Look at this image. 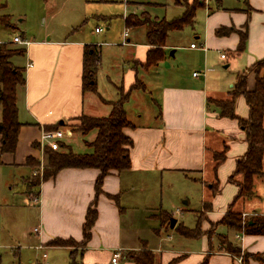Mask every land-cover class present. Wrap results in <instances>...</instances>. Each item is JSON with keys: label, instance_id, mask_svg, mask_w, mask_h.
Masks as SVG:
<instances>
[{"label": "crops", "instance_id": "crops-1", "mask_svg": "<svg viewBox=\"0 0 264 264\" xmlns=\"http://www.w3.org/2000/svg\"><path fill=\"white\" fill-rule=\"evenodd\" d=\"M246 2L249 3L243 10L220 5L210 9L207 5L203 9L202 31L194 30L197 22L190 27L194 42L188 46H179L178 42L174 41L176 33L179 32L170 33L164 47L165 58L156 66L142 67L150 49L145 41V28L123 39L122 44L120 42V50L112 53L111 56L115 60L120 59L123 63L120 65L116 62L115 68L111 70V77L115 81H112L111 77L107 78L112 91L110 94L115 98L113 101L119 97L118 87H122L126 92L136 82L142 85V89L130 93L124 104L126 118L133 126L123 130L124 135L132 141V147L129 149L130 168L119 173L111 172L104 178L102 194L98 196L95 205L97 218L91 229L90 239L77 253L79 264H112L111 258L115 252L120 254V259L115 264H133L125 261L124 255L141 250L151 251L158 264H201L204 259H207V264H242L238 261L239 257H234L226 251V245L220 236L239 248L241 254L264 256V236L246 235L243 230L236 232L219 223L237 194L236 186L230 184L228 179L235 169L236 161L246 153L247 143L245 132L240 129L236 120L220 118L211 105L210 109L207 106L208 100H229L236 76L264 58V0ZM125 18L124 16L123 21ZM245 24L247 42L243 53H235L239 43L236 33L223 37L215 34L220 27L233 26L240 30ZM96 29L99 28H95L94 32ZM26 42L27 46L8 42L24 48V54L15 57L23 58L24 64L12 62L24 70L25 85L18 90L16 98L17 121L21 124L16 150L13 154L0 155V167L31 169L26 165L28 157L38 160L42 165V149L46 144L41 140L42 131H54L56 126H59L56 131L62 132V137L56 141L57 146H65L64 149L58 147L57 150L66 152L69 146L63 141V130L68 129L72 135L80 134L71 130L72 120L82 115L105 117L109 114L110 106L103 104L101 100L113 102L101 96L97 75L98 95H83L81 92L85 46L98 48V45L84 39L51 37ZM192 44H195L194 49L190 48ZM170 51H174L173 56L169 55ZM99 54L101 60L100 51ZM220 54H225L226 59L221 60ZM228 56L232 57L229 61ZM168 57L174 59L173 63L180 70L188 63L193 64L201 59L200 76H192L191 82L182 83L179 81L181 76L169 69L173 72L169 82L162 83L163 79L158 78L150 83L147 80L150 74H155L163 62L165 65ZM219 60L226 63L224 69L232 71L230 76H225L217 70L218 65L223 64L219 63ZM260 76L264 77V70L260 72ZM254 87L255 74L252 72L247 75L246 90L251 92ZM144 93L154 95L151 101L158 108L157 114L154 112L150 115V112L144 110ZM234 114L240 119L248 117V106L243 96L236 98ZM262 126L264 128V117ZM96 134L97 132L85 145L92 143ZM223 152L225 159L214 171L213 157ZM262 168L264 171V156ZM180 172H195L200 177V213L203 216V222L199 224L201 235L192 239L175 231L177 236L183 239L177 240L172 237L174 229L164 231L161 222L148 233L132 232L133 223L127 222V216L136 208V204L130 198H124L126 191H133L135 183L151 182V178L155 176L161 178L163 173ZM98 173L96 169H63L54 177L40 181L38 195L34 199L27 184V193L38 203L37 221L33 227L38 229V234L32 233V229L25 238L27 246L38 252L33 257L25 256L27 264L40 257L41 253H38L41 250L36 249L38 246L71 252L69 247L52 246L50 243L54 239L81 243L82 226L87 209L95 197L94 186ZM241 179L240 176L235 178L237 181ZM253 185L256 196L247 202L239 199L231 207L233 213L241 214L247 219L264 216V195L257 191L255 178ZM213 187L217 190L214 195ZM260 190H264V187ZM106 195L115 196V200L108 199ZM255 200L260 205L249 206V203ZM206 203L210 205L208 211L204 207ZM230 231L234 234L231 235ZM17 257H20V252ZM250 264L261 263L250 261Z\"/></svg>", "mask_w": 264, "mask_h": 264}, {"label": "rangeland", "instance_id": "rangeland-1", "mask_svg": "<svg viewBox=\"0 0 264 264\" xmlns=\"http://www.w3.org/2000/svg\"><path fill=\"white\" fill-rule=\"evenodd\" d=\"M202 1L205 2L206 6L209 5L210 9L220 5L229 9L243 10L249 3L246 2L247 0ZM187 2H191V0H187ZM250 3L257 4V2ZM0 4L4 6L0 10V16L8 15L12 25L11 28L0 25V43L2 44L12 43L14 36H20L26 41H38L50 37L51 39H84L93 45H98V50L101 53L97 73L100 94L104 99L112 101L115 98L112 93L110 94L112 91L109 88L107 78L113 75L111 70L115 68L116 62L120 65H123V63L122 60H115L111 55L120 50V42L122 44L124 41L123 34L125 30H128V36H132L133 32L145 28H126L123 17L136 14L139 21L146 20L147 17L150 20L164 18L166 21H171L183 12L181 8L175 7L168 0H0ZM195 18L194 24L197 23L194 30L197 32L202 31L204 10H198ZM95 28H99L101 32L99 34L95 33ZM179 33H176L177 35L174 38L179 46H188L194 42L189 27L184 28ZM12 47L15 46L12 45ZM231 58L228 56V61ZM12 61L18 65L24 64L23 58L16 59L14 57ZM165 62V65L163 62L159 66L155 74H150L147 79L150 83L155 82L158 78L163 79L162 83L169 82L173 75L172 71L181 76L180 82L189 83L193 80V73L202 72L200 70L201 59L193 64L188 63L182 70L177 69L178 66L173 63L175 62L174 59L168 57ZM219 63L223 64L218 65L217 70L225 76H230L232 71L223 68L226 63L222 61ZM169 69L172 71H169ZM111 80L115 81L112 77ZM20 88L22 87L17 88L16 96ZM153 96L144 93L145 98L142 103L144 110L150 112V115L154 112L157 114L158 111L156 105H153L151 101ZM150 115L149 117H151ZM63 131L65 134L63 141L68 143V150L77 155L91 153L85 143L91 141L92 136L96 133L95 131L85 136L81 134L72 135L68 129ZM43 164L45 165V161L33 170L34 173L27 168H22V170L0 167V264H27L28 261L25 256L33 257L38 252L33 247L27 246L25 239L28 232L36 225L38 213V203L33 201L38 188L36 186L32 187V199L31 194L27 193L28 181L26 182V179H29L32 174L41 176L42 172L40 170H43ZM199 180L200 177L195 172H180L163 173L161 178L158 176L151 178V182L135 183L134 190L126 191L124 195L125 199L130 198L136 204L134 211L131 210L132 212H129L127 216V222L133 223L131 226L132 232H137V234L148 233L149 230L157 228L160 222L163 230L168 231L167 223L161 221L164 213L177 221L176 227L183 225L194 229L198 223H202ZM255 186H257V191L262 192L264 195V190H260L264 187V179L256 177ZM214 188L212 189V195L217 192ZM242 200L247 202L251 199ZM256 205H260L257 200L249 203V206ZM241 218L242 222L247 219L244 216H241ZM175 231V229L172 231L174 232L172 237L183 240L177 236ZM230 232L231 235L234 234L233 231ZM69 248L73 252V257L79 263L77 253H79L81 246L75 244ZM18 252H20V257H17ZM40 253L47 255V261L50 264H69L70 262L69 251L64 249L46 247L38 254ZM242 255L240 252L239 258Z\"/></svg>", "mask_w": 264, "mask_h": 264}, {"label": "trees", "instance_id": "trees-1", "mask_svg": "<svg viewBox=\"0 0 264 264\" xmlns=\"http://www.w3.org/2000/svg\"><path fill=\"white\" fill-rule=\"evenodd\" d=\"M175 7L183 10L179 17L166 21L151 19L139 21L136 15L132 14L125 18L124 24L126 28L145 27L146 29V44L150 47L147 52L146 60L142 67L149 68L158 65L165 58L164 47L170 33L180 32L186 27L194 25L195 16L198 10L206 8L205 2L201 0H168ZM0 4V10L3 8ZM147 15V14H146ZM146 17V16H145ZM0 25L6 28H11L10 17L8 15L0 16ZM231 33H236L239 37V43L235 50L236 54L243 53L247 42V25L242 26L240 30L231 27H220L216 30V36H228ZM23 47H12L9 43H0V106H1V121H0V155L13 154L16 150L18 133L21 124L17 121L16 108V91L18 87L25 85L24 70L16 67L12 59L24 54ZM99 50L95 46H85L83 71L81 76V92L82 94H97L96 75L100 66ZM264 70V58L254 63L251 67L243 70L241 74L236 76L233 89L230 91V99L226 101H207L208 108L210 105L215 109L220 118H228L236 120L239 127L245 132V141L247 143L246 153L242 158L238 159L235 164V169L229 177L228 182L237 188V194L233 199L230 208L223 216L220 224L225 225L229 229H234L236 232H242L246 235L264 236V216H255L246 219L242 222L241 214L232 212V205L239 199H250L254 197L253 179L256 177L264 178L262 168V159L264 156V128L262 120L264 117V77L260 76V72ZM255 74V87L253 91L246 90V79L249 73ZM142 89V85L138 82L130 86L128 91H124L122 87H118V99L113 102L101 100L103 104L110 106L109 114L105 117H88L80 116L74 118L71 130L85 136L91 131H96L95 140L88 143L87 147L92 150L89 154L77 155L70 150L66 152L52 150L49 146L42 149L45 165L41 176H32L27 180L28 189L33 186L38 188L40 181L54 177L63 169H96L98 176L95 180V197L90 203L85 220L82 226V241L78 245L84 248L90 239L91 229L96 221V202L98 196L102 194V183L104 178L111 172H123L130 168L129 149L132 147V141L123 130L132 128L133 126L126 118L124 104L128 100L130 93L134 90ZM98 95V94H97ZM243 96L246 105L248 106V117L240 119L234 114V104L236 98ZM210 109V108H209ZM77 122V124H76ZM59 129V126L54 128V131ZM46 131H53L49 129ZM39 147V145H38ZM58 147L64 149L63 144H58ZM215 161L214 171L223 163L225 152L216 154L213 157ZM33 171L40 162L31 157L26 160ZM240 176V181L235 180ZM34 182V184H33ZM38 192H36V196ZM108 199L115 200V196L106 195ZM207 211L210 209L208 203L204 204ZM171 216L167 213L162 215L161 221L167 223L170 228ZM162 227V226H161ZM181 236L186 238H198L201 235L200 225L194 229H188L183 225L174 227ZM169 230V229H168ZM211 230V228H210ZM223 244L226 245V251L234 257H239L240 250L232 246L225 237H221ZM55 247H73L77 244L72 240L54 239L51 243ZM69 264H79L73 257V252H69ZM241 258L242 264H250V261H256L264 264V256L262 254L244 253ZM125 261L133 264H158L155 261L154 255L149 250H141L138 252H129L124 255ZM201 264H207V259Z\"/></svg>", "mask_w": 264, "mask_h": 264}, {"label": "built area", "instance_id": "built-area-1", "mask_svg": "<svg viewBox=\"0 0 264 264\" xmlns=\"http://www.w3.org/2000/svg\"><path fill=\"white\" fill-rule=\"evenodd\" d=\"M100 31H101L100 29L95 30L96 33H99ZM127 36H128V30H125L124 34H123V39L125 40L127 38ZM12 43L17 44V45H24V46L28 45V42L23 41L19 36L13 37ZM190 48L194 49L195 44L190 45ZM220 59L225 60L226 59L225 54H220ZM29 66H31V65H29ZM203 75H205V72L203 73ZM192 76L194 78H196V77H199L200 74L199 73H193ZM61 137H62V132H60V131H46V132L42 131V139L41 140H42V142L46 143L45 146H49L52 150H57L58 146H57L56 141L58 139H60ZM40 171L42 172V170H40ZM33 233L38 234V229L34 228ZM36 249L37 250H44L43 246H38ZM119 259H120V254L118 252H115L112 255L111 263L115 264L118 262ZM238 261L241 263V258H238ZM30 264H50V263L47 261V255L45 253H42L41 256L36 261H34Z\"/></svg>", "mask_w": 264, "mask_h": 264}, {"label": "water", "instance_id": "water-1", "mask_svg": "<svg viewBox=\"0 0 264 264\" xmlns=\"http://www.w3.org/2000/svg\"><path fill=\"white\" fill-rule=\"evenodd\" d=\"M169 55H170V56H173V55H174V51H170V52H169ZM225 67H226V66H225ZM175 224H176V220H174V219H170V228H171V229L174 228Z\"/></svg>", "mask_w": 264, "mask_h": 264}]
</instances>
